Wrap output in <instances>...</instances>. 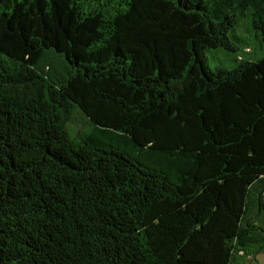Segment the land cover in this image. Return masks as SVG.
I'll list each match as a JSON object with an SVG mask.
<instances>
[{
  "label": "trees",
  "instance_id": "16d2710c",
  "mask_svg": "<svg viewBox=\"0 0 264 264\" xmlns=\"http://www.w3.org/2000/svg\"><path fill=\"white\" fill-rule=\"evenodd\" d=\"M248 13L264 49V0H0V264L264 250V56L206 64Z\"/></svg>",
  "mask_w": 264,
  "mask_h": 264
},
{
  "label": "rangeland",
  "instance_id": "374dc122",
  "mask_svg": "<svg viewBox=\"0 0 264 264\" xmlns=\"http://www.w3.org/2000/svg\"><path fill=\"white\" fill-rule=\"evenodd\" d=\"M258 30L254 29L251 16L243 18L238 25L229 33V39L235 51L220 48L207 51L206 64L211 69L234 70L240 63L239 58L245 61L258 60L264 56V49L261 46V38L258 37ZM250 52V53H249ZM73 129L81 131V136H87L90 132L88 120L81 114H77L70 122ZM70 134L74 131L68 128ZM237 264H264V250L254 255L242 256Z\"/></svg>",
  "mask_w": 264,
  "mask_h": 264
}]
</instances>
